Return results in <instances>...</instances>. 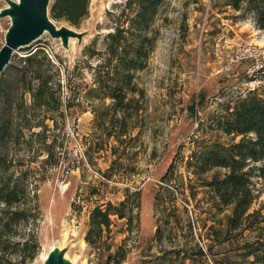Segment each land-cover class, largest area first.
<instances>
[{"label":"rangeland","instance_id":"obj_1","mask_svg":"<svg viewBox=\"0 0 264 264\" xmlns=\"http://www.w3.org/2000/svg\"><path fill=\"white\" fill-rule=\"evenodd\" d=\"M53 1L51 21L83 33L81 40L63 47L45 33L16 50L0 73L2 90L10 88L0 100L1 260L44 264L59 249L71 264H114V254L120 264H212L224 256L243 264L241 250L219 234L231 207L210 186L226 169H204L203 162L239 140L224 132L237 103L264 95V56L236 55L246 45L264 50L255 41H264V30L226 0H162L148 25L142 68L130 71L128 81L118 66L121 48L115 56L107 43L123 29L129 43L135 0H89L78 26L51 18ZM7 6L0 0V10ZM9 26V17L0 18V47ZM37 49L53 64L58 111L21 94L28 86L17 80L22 57ZM118 88L125 97L120 110L110 95ZM250 167V212L264 217V162ZM9 194L17 199L10 205L2 199ZM97 208L110 212V224L88 243Z\"/></svg>","mask_w":264,"mask_h":264},{"label":"trees","instance_id":"obj_2","mask_svg":"<svg viewBox=\"0 0 264 264\" xmlns=\"http://www.w3.org/2000/svg\"><path fill=\"white\" fill-rule=\"evenodd\" d=\"M162 0H135L137 9L131 17V37L127 43L123 32L118 30L108 36L107 49L117 56L118 48H121L123 56L119 59L122 75L130 81V71L141 69V59L146 58L143 47L146 43L151 45V38L146 34L149 22L157 12ZM89 0H54L49 7V15L54 19H64L72 26H78L80 20L87 14ZM226 5L237 12L250 13L258 29L264 30V0H226ZM128 32V31H127ZM126 42L129 49L124 46ZM23 65L17 74L18 81L28 83L21 91L22 95L28 94L34 106L47 110L58 111L62 104L58 97L59 89L52 86V78L55 74L53 64L42 49H37L29 55L22 57ZM139 62V63H138ZM260 71H264L260 70ZM118 74V70L115 71ZM108 75L109 73L106 72ZM35 82V86L31 85ZM55 85V83H54ZM0 81V100L6 98L10 88L2 90ZM5 90V95H3ZM113 89L110 95L115 100L116 109H122L125 97L122 90ZM132 91V89H129ZM9 105V100L2 101V105ZM69 106V105H68ZM44 116H46L44 114ZM45 119H48L45 117ZM224 132L232 135V139L240 137L237 142L221 146L211 151L203 162V168L222 167L226 173L220 179H214L210 186L219 201L231 207V212L225 219L224 230L219 234L225 236L227 244L236 246L241 250L239 253L240 263L264 264V217L257 211L250 212L255 199L251 184L252 167L250 163L264 162V95L251 93L241 99L224 120ZM264 175V167L260 168ZM8 205L16 202V196L5 195L3 198ZM118 217L125 215L118 209L113 212ZM109 211L94 209L90 219V229L85 237L88 243H94L95 238L102 237L103 228L110 224ZM218 234V233H215ZM94 236H96L94 238ZM211 254V245L206 246ZM197 253L203 256L201 249ZM225 259V262L223 261ZM114 264H120L121 258L117 254L109 257ZM224 256L219 260H213L212 264H234ZM167 260L165 264H170ZM0 264H12L9 259L4 261L0 258ZM173 264V263H171Z\"/></svg>","mask_w":264,"mask_h":264},{"label":"water","instance_id":"obj_3","mask_svg":"<svg viewBox=\"0 0 264 264\" xmlns=\"http://www.w3.org/2000/svg\"><path fill=\"white\" fill-rule=\"evenodd\" d=\"M50 0H6L7 7L0 10V18L9 17L10 26L0 47V73L9 64L13 53L28 47L47 33L51 38L60 39L67 47L70 38L81 40L83 33L67 27H57L48 16ZM65 250L51 251L44 264H71L64 257Z\"/></svg>","mask_w":264,"mask_h":264},{"label":"built area","instance_id":"obj_4","mask_svg":"<svg viewBox=\"0 0 264 264\" xmlns=\"http://www.w3.org/2000/svg\"><path fill=\"white\" fill-rule=\"evenodd\" d=\"M236 55H239L240 59L243 58H254V57H259V56H264V50H260L259 47L256 45H246L242 48H238L236 50ZM238 57L236 56L235 62L238 61ZM264 65V64H263ZM262 65H260L261 67ZM230 67H226L225 71H229Z\"/></svg>","mask_w":264,"mask_h":264},{"label":"bare ground","instance_id":"obj_5","mask_svg":"<svg viewBox=\"0 0 264 264\" xmlns=\"http://www.w3.org/2000/svg\"><path fill=\"white\" fill-rule=\"evenodd\" d=\"M254 40V39H253ZM258 44H263L264 45V41H257L255 40Z\"/></svg>","mask_w":264,"mask_h":264}]
</instances>
